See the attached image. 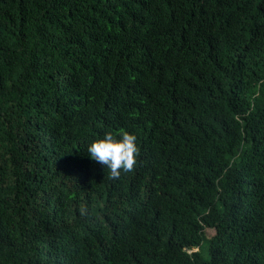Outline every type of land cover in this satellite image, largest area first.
Listing matches in <instances>:
<instances>
[{
	"label": "trees",
	"instance_id": "trees-1",
	"mask_svg": "<svg viewBox=\"0 0 264 264\" xmlns=\"http://www.w3.org/2000/svg\"><path fill=\"white\" fill-rule=\"evenodd\" d=\"M0 264H264V0H0Z\"/></svg>",
	"mask_w": 264,
	"mask_h": 264
},
{
	"label": "clouds",
	"instance_id": "clouds-1",
	"mask_svg": "<svg viewBox=\"0 0 264 264\" xmlns=\"http://www.w3.org/2000/svg\"><path fill=\"white\" fill-rule=\"evenodd\" d=\"M87 152L107 169L110 177L118 178L137 166L140 152L138 137L126 128H110L89 142Z\"/></svg>",
	"mask_w": 264,
	"mask_h": 264
}]
</instances>
